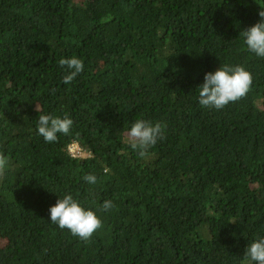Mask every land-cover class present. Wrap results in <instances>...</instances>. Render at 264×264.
Masks as SVG:
<instances>
[{
  "label": "trees",
  "instance_id": "trees-1",
  "mask_svg": "<svg viewBox=\"0 0 264 264\" xmlns=\"http://www.w3.org/2000/svg\"><path fill=\"white\" fill-rule=\"evenodd\" d=\"M261 6L0 0V264H255L245 252L264 239V58L241 32L262 22ZM73 56L84 71L66 84L59 61ZM223 64L250 71V91L201 107L199 86ZM41 114H67L70 134L46 142ZM138 119L166 125L145 157L127 141ZM73 140L84 156H69ZM65 194L102 221L87 242L50 220Z\"/></svg>",
  "mask_w": 264,
  "mask_h": 264
},
{
  "label": "clouds",
  "instance_id": "clouds-1",
  "mask_svg": "<svg viewBox=\"0 0 264 264\" xmlns=\"http://www.w3.org/2000/svg\"><path fill=\"white\" fill-rule=\"evenodd\" d=\"M264 9V6H261ZM262 22L241 32L244 42L249 51L264 58V10L259 12ZM59 65L65 69L64 83L72 82L84 71V61L75 56L61 58ZM253 84L250 71L244 66L223 64L215 72L205 75L204 83L199 86V104L204 108L223 109L229 103H234L246 97ZM36 110L41 111L37 105ZM74 121L67 115L63 118L50 114L39 115L38 134L48 143L58 142V133L65 136L70 134ZM166 125L161 122H153L146 119L136 120L127 134V141L131 148L138 152L139 156L145 157L151 147L164 139ZM67 152L73 159L85 155L79 142L73 140L67 146ZM8 158L0 152V176L5 174L8 167ZM107 171V169L105 170ZM90 184L98 183L97 176L89 174L84 177ZM114 207L113 201L103 202L102 210L108 211ZM50 220L60 229H68L73 236L87 242L93 234L102 227V221L94 210L85 209L71 194H65L57 203L50 208ZM245 259L264 264V239L250 243L245 252Z\"/></svg>",
  "mask_w": 264,
  "mask_h": 264
},
{
  "label": "built area",
  "instance_id": "built-area-1",
  "mask_svg": "<svg viewBox=\"0 0 264 264\" xmlns=\"http://www.w3.org/2000/svg\"><path fill=\"white\" fill-rule=\"evenodd\" d=\"M79 158V157H78Z\"/></svg>",
  "mask_w": 264,
  "mask_h": 264
}]
</instances>
